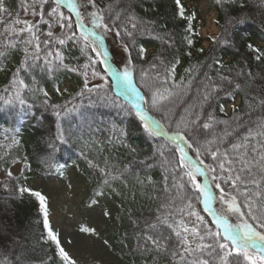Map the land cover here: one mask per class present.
<instances>
[{
  "label": "snow or ice",
  "instance_id": "1",
  "mask_svg": "<svg viewBox=\"0 0 264 264\" xmlns=\"http://www.w3.org/2000/svg\"><path fill=\"white\" fill-rule=\"evenodd\" d=\"M176 3L181 18L189 22L187 31L193 32L191 22L195 13L185 16L180 0ZM217 3L235 6L238 0H217ZM133 7L131 0H115L103 7L98 0H20L19 11L32 19H19L18 11L15 19L9 15L11 24L0 32V59H7L10 50H19L23 54L13 74V84L19 85L15 99L21 105L25 104L20 89L27 88V85L19 79L21 69L41 67L49 74L61 70L79 72L84 77V87L76 96H83L85 92L95 93L105 102H114L109 95L111 82L116 96L122 98L123 102L118 105L121 110L134 113L149 136L164 137L173 146L165 149L161 145L157 149L165 166L163 196L156 197L160 203L155 217L143 221V231L137 233V248L143 252L154 250L156 256L170 255L175 264H264V188L261 187L264 184V85L253 89L252 73H245L243 68L235 72V78L230 74L233 71L231 68L229 74L217 68V79L204 72L192 102H184L187 106L183 107L180 119L174 122V127L170 120L166 128L152 112L161 111L166 101L171 103L174 99L182 100L188 96L203 68L212 69L213 64L201 63L198 67L186 68L184 71L189 77L185 79L181 76L176 81V66L180 63V59L176 58L174 63L164 68L163 75L157 71L155 76H150L147 71H142L138 86L132 47L137 34L151 36L152 32L146 27V23L150 22L139 20ZM239 7L241 10L247 8L242 2ZM259 7L264 8V0H260ZM7 12L6 0H0V15ZM250 17V12L245 15L242 11L240 15L231 17L229 23L242 24ZM0 23L5 21L0 18ZM42 25L46 27L42 29ZM57 27L59 33L55 31ZM109 34L115 36L126 54L121 64H114L110 59L106 47ZM41 35L46 38L41 39ZM156 38L169 47L174 43L166 36ZM68 43L78 47L81 54L87 57L84 65L76 67L65 63L63 49ZM214 43L227 41L216 39ZM192 44L193 40L187 39V45L191 47ZM55 45L60 47L55 48ZM248 48L256 53V60L264 57V52L253 45L249 44ZM144 52L141 47V59ZM156 59L159 65L153 62L151 68L154 70L168 64L163 57ZM213 63L223 67L218 60ZM89 72L92 80L99 79L103 83L89 86ZM193 72L195 75L191 74ZM241 80L252 92L245 96L248 111L241 110V114H237L238 110L233 107L228 118L215 115L214 106L221 100V94L223 99L234 100L235 90L244 86L239 82ZM141 88L147 89L149 95ZM36 90L44 96L43 105L50 107L57 117L56 134L46 142L49 156L54 159L57 145L69 142L59 123L62 112L69 109L50 103L49 93L43 88L37 87ZM56 92L60 93V89L57 88ZM256 106L260 108L261 115L253 120L251 112ZM219 111L225 113L223 103L219 104ZM190 151L195 152V157L190 155ZM143 163L147 167L153 166L147 161ZM89 164L92 166L91 161ZM100 171L105 184L109 179L118 178L110 170ZM124 171H127V166ZM58 172L64 174L63 166L58 168ZM6 174L12 177L11 171ZM250 185L252 188H249ZM18 191L34 196L39 202L46 239L55 244L62 264H76L61 246L58 234L50 227L47 198L28 187H20ZM101 195L102 192L97 193V196ZM96 203V200L92 201L93 205ZM204 214L210 219H206ZM103 216L110 217L111 212L105 210ZM190 218H194L195 222L192 223ZM133 223L140 226L139 221ZM80 231L98 235L96 229L90 227H81ZM104 243L107 245L108 241ZM4 264L12 262L6 257Z\"/></svg>",
  "mask_w": 264,
  "mask_h": 264
},
{
  "label": "trees",
  "instance_id": "2",
  "mask_svg": "<svg viewBox=\"0 0 264 264\" xmlns=\"http://www.w3.org/2000/svg\"><path fill=\"white\" fill-rule=\"evenodd\" d=\"M114 2L115 0H98L102 7ZM131 2L136 17L141 21L150 22L146 23V27L152 32L151 36L137 34L136 43L132 47L138 86L141 83L142 71H147L150 76H155L157 71L163 75L164 68L174 63L176 58L180 59L176 66V81H179L181 76L185 79L189 77L184 71L186 68L192 69L201 63L213 64L212 69L203 68L188 96L182 100L174 99L171 103L166 101L161 111L152 112L166 128L170 120L174 127V122L183 114V107L192 102L204 72H209L213 79H217V68L224 74H229L228 70L231 68L233 71L230 74L235 78V72L243 68L245 73H252L253 89L264 85V57L256 60V53L248 48L251 44L264 52V44L257 42L261 40L264 43V8L259 7L260 0H238L235 6L218 4L217 0H213L220 32L206 49L201 47L196 14L191 22L193 32L189 33V22L179 15L176 0ZM180 2L185 9V16L195 13L185 7L183 0ZM240 2L247 6L246 10L240 9ZM19 3L20 0H6L9 12L0 15L5 21L0 23V32L11 24L9 15L12 19L16 18ZM242 11L245 15L250 12V19L242 24H230V18L240 15ZM19 19L32 17L19 11ZM41 27L43 29L46 26ZM55 31L59 33L60 30L57 27ZM157 36H166L174 43L169 47L156 38ZM44 38L46 37L41 35V39ZM187 39L193 40L191 47L187 45ZM216 39L226 40L227 43H214ZM59 47L55 45V48ZM106 47L110 54H116L122 61L126 59V54L113 34L108 35ZM141 47L145 49L143 59L139 55ZM63 52L65 63L70 66L80 67L87 62V57L71 43L66 45ZM188 52L191 53L190 56L187 55ZM157 57H163L168 64L154 70L151 64L155 62L159 65ZM22 59L23 54L19 50H10L7 59H0V69H3L0 70V264H4L6 257L12 264H62L57 256L55 244L46 239L39 202L34 196L18 191L20 187H27L28 180L47 176L55 166L61 164L74 167L89 181L87 199L90 203L98 197H103L110 198L117 205L112 219L114 227L109 233V248L121 264H175L170 255L156 256L154 250L143 252L137 248V233L143 231L145 219L152 220L155 217L160 203L156 197L163 196L161 190L165 166L157 149L161 145H164L165 149L173 146L168 144L164 137L149 136L134 113L121 110L118 105L123 102L122 98L116 96L111 82L109 83L112 91L109 95L114 102H105L95 93L85 92L83 96H76L84 87V77L79 72L61 70L49 74L41 67L21 69L19 79L24 80L27 85V88L20 89V96L25 100V104L21 105L15 99L19 85L13 84V74ZM216 60L220 61L223 67L215 65L213 62ZM191 74L195 75L194 72ZM90 77L89 72V86L103 83ZM239 82L244 86L235 90V98L239 97L238 105L235 106L237 114H241V110L248 111L244 103L245 96L252 94L245 81ZM37 87L49 93L50 103L69 109L62 112L59 118L69 142L57 145L54 159L49 156L50 150L46 142L56 134L57 117L50 107L43 105L44 96L36 90ZM57 88L60 93L56 92ZM6 89L8 91H5ZM141 91L149 95L147 89L141 88ZM221 97L214 106L215 115L228 118L233 109L229 112L225 110L222 114L219 104L223 103L225 109V103L235 99H223V94ZM259 115L261 110L256 106L251 112V117L255 120ZM244 118L247 119V116ZM190 153L195 157V152ZM144 161L153 166L147 167ZM17 163L20 164V170L15 172L13 168ZM126 166L127 171H124ZM101 169L110 170L118 178L109 179L107 184L103 183ZM8 171L12 173L11 178L6 174ZM261 187L264 188V184ZM98 192L103 195L97 196ZM197 210H200V206H197ZM204 215L206 219H210ZM133 221H139L140 226L134 225ZM190 221L194 223L195 219L190 218ZM149 247L151 248V245Z\"/></svg>",
  "mask_w": 264,
  "mask_h": 264
},
{
  "label": "rangeland",
  "instance_id": "3",
  "mask_svg": "<svg viewBox=\"0 0 264 264\" xmlns=\"http://www.w3.org/2000/svg\"><path fill=\"white\" fill-rule=\"evenodd\" d=\"M188 1L202 8L204 0ZM202 15L203 28L208 27L205 34L217 32L218 28L213 23V13L209 10ZM207 46L202 43L203 48ZM110 59L114 64L122 62L116 54L114 56L111 53ZM238 102L239 98H236L233 103H226V110L237 106ZM61 166L63 175L59 174L60 166H57L47 176L35 177L26 184L28 188L40 192L47 198L50 227L58 234L61 246L76 264H121L109 248V233L114 227L112 219L117 211V205L110 198L103 197L96 198L95 205L90 203L87 199L89 181L74 167ZM19 168L20 164L17 163L13 169L17 172ZM216 194L219 195L218 192ZM105 210L111 212L110 217L103 216ZM81 227L94 228L98 235L83 233L80 231ZM105 240L108 241L107 245L104 243Z\"/></svg>",
  "mask_w": 264,
  "mask_h": 264
},
{
  "label": "built area",
  "instance_id": "4",
  "mask_svg": "<svg viewBox=\"0 0 264 264\" xmlns=\"http://www.w3.org/2000/svg\"><path fill=\"white\" fill-rule=\"evenodd\" d=\"M202 7H203V13L205 11H209L210 10L213 13V15H214V12L211 9H207L205 6H202ZM212 17H213V23L215 24V22H214L215 17L214 16H212ZM203 26H204V23H203ZM210 33H212V32H210ZM210 33H208V34H210Z\"/></svg>",
  "mask_w": 264,
  "mask_h": 264
},
{
  "label": "bare ground",
  "instance_id": "5",
  "mask_svg": "<svg viewBox=\"0 0 264 264\" xmlns=\"http://www.w3.org/2000/svg\"><path fill=\"white\" fill-rule=\"evenodd\" d=\"M211 28L214 30V28H213V27H211ZM207 29H208V27H205V28H204V30H203V31H204V33L206 32V30H207Z\"/></svg>",
  "mask_w": 264,
  "mask_h": 264
}]
</instances>
